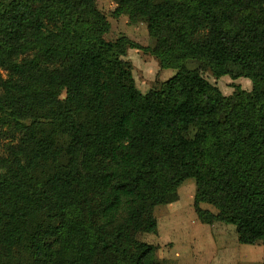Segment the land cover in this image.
<instances>
[{"label":"trees","instance_id":"obj_1","mask_svg":"<svg viewBox=\"0 0 264 264\" xmlns=\"http://www.w3.org/2000/svg\"><path fill=\"white\" fill-rule=\"evenodd\" d=\"M114 1L153 46L96 0H0V264H161L139 235L188 178L201 222L264 241V0ZM132 48L175 74L142 92Z\"/></svg>","mask_w":264,"mask_h":264},{"label":"rangeland","instance_id":"obj_2","mask_svg":"<svg viewBox=\"0 0 264 264\" xmlns=\"http://www.w3.org/2000/svg\"><path fill=\"white\" fill-rule=\"evenodd\" d=\"M98 8L107 16L110 30L105 37L115 40L126 35L136 43L151 47L154 39L148 33L147 20H131L128 14L118 8L114 0H96ZM125 59L132 64V75L136 87L142 92L158 87L172 77L176 70L163 68L158 59L137 48L128 49ZM188 66L199 69L197 61H189ZM202 75L225 95H230L236 86L249 90L245 77L232 79L225 75L215 77L209 69L201 70ZM5 77L6 72L2 71ZM252 83L250 85V90ZM65 93H62L64 97ZM2 138V139H1ZM0 134V145L3 144ZM8 141V140H7ZM3 150L0 151L2 154ZM195 180L186 179L178 188L176 201L157 205L154 215L157 219L156 233H142L139 238L157 246L156 256L161 264H262L264 262V241L251 245L238 242L235 227L221 221L211 224L201 222L194 210ZM202 208L217 212L212 205L201 202Z\"/></svg>","mask_w":264,"mask_h":264},{"label":"clouds","instance_id":"obj_3","mask_svg":"<svg viewBox=\"0 0 264 264\" xmlns=\"http://www.w3.org/2000/svg\"><path fill=\"white\" fill-rule=\"evenodd\" d=\"M245 83L249 86V90H250V85H251V83H252L251 80H248V81H246Z\"/></svg>","mask_w":264,"mask_h":264},{"label":"crops","instance_id":"obj_4","mask_svg":"<svg viewBox=\"0 0 264 264\" xmlns=\"http://www.w3.org/2000/svg\"><path fill=\"white\" fill-rule=\"evenodd\" d=\"M244 245H251V244H244ZM262 264H263V262H262Z\"/></svg>","mask_w":264,"mask_h":264}]
</instances>
